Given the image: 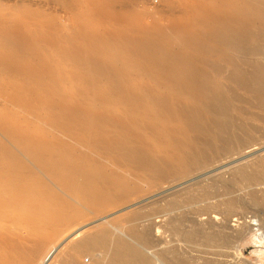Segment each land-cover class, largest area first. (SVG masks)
Instances as JSON below:
<instances>
[{
	"label": "bare ground",
	"instance_id": "bare-ground-1",
	"mask_svg": "<svg viewBox=\"0 0 264 264\" xmlns=\"http://www.w3.org/2000/svg\"><path fill=\"white\" fill-rule=\"evenodd\" d=\"M186 7L183 17L169 26L152 28L139 22L135 27L118 17L120 26L101 35L86 37L79 29L73 48L60 47L48 33L29 30L17 16L7 24L10 17L0 8V97L31 114L20 117L7 105L4 108L8 103L0 105V264H30L47 241L67 225L83 221L86 212L92 216L111 208L113 212L134 197L142 198L150 188L261 143L262 139L257 141L261 126L256 123L264 125V0H195ZM178 26L188 30L184 39L167 38ZM41 40L57 57L63 55L75 64L71 74L64 70L75 81L69 90L64 87V72L55 64L60 60L40 46ZM255 54L260 61L236 59ZM12 74L20 78L9 80ZM36 116L44 117L45 126L32 120ZM69 130L72 139H64L60 133ZM257 163L239 166L232 178L264 210V165ZM179 194L163 197L164 204L148 203L154 205L149 210H131L122 220L141 223L166 216L163 223H181ZM234 203L235 199L228 200L229 205ZM193 213L194 220L202 215L210 224L219 220L224 230L230 218L213 205ZM4 223L24 225L12 231ZM22 229L24 236L18 234ZM178 229H173L176 235ZM231 229L227 234L237 240L248 228ZM127 232L131 240L123 241L108 228H97L76 240L58 263L79 264L76 256L87 254L92 256L90 264H157L140 245L149 230L141 232L131 225ZM211 233L205 235L208 244L218 239ZM78 236V231L71 235ZM17 239L30 240L33 246L25 250Z\"/></svg>",
	"mask_w": 264,
	"mask_h": 264
},
{
	"label": "rangeland",
	"instance_id": "rangeland-1",
	"mask_svg": "<svg viewBox=\"0 0 264 264\" xmlns=\"http://www.w3.org/2000/svg\"><path fill=\"white\" fill-rule=\"evenodd\" d=\"M192 1H195V0H189V1L188 0H0V8H1L2 15H7L8 17H10V19L7 20L8 22L7 24L10 23L11 25L12 24L11 22L13 20L11 18H13V16H17L21 18L22 22L25 24L23 25L29 30L34 31L35 33L39 32L40 34H44V35L48 33L47 35L49 36L51 35L52 37H55V40L58 42V44L60 43L59 45L60 47L62 46V48L63 47L73 48V45H78L76 43H77V34L79 33L78 31L79 29L81 30L80 32L82 33V35L85 34L86 37L92 33H100L101 35L103 32L105 33L106 30L108 31L110 27L115 28L117 26H120L119 22L121 20L119 18H123V19L127 18L126 20H129L130 23L133 24L135 27L136 25L138 27L139 22H140L139 26H142L141 23L143 24L145 23L144 25L150 26L152 28H156L157 25L159 26L163 24H164L163 26L165 25L169 26L170 23L173 24V22L175 23L177 20H180L181 16L183 17L184 14L182 13L186 12L185 11L187 10L186 6H188ZM181 2H184L185 4ZM184 7H186L185 10L183 9ZM96 8H100L101 10L98 9V11H96ZM21 11H23V13ZM75 13L76 15H74ZM80 17L82 19H80ZM73 18H75V21ZM85 19H87L86 21L88 22H86ZM80 20H82L83 25ZM115 20H117L118 22ZM75 24L77 26H75ZM90 24L92 25L93 28L91 27ZM199 26H202V24L200 23ZM98 27L99 28L101 27L100 30ZM255 30L256 29L254 28V31ZM187 31H188L187 28H185L184 26H178L172 30V32L167 36V38L169 37V39L171 40L182 41L181 39H184L185 33ZM68 33L70 36L68 35ZM64 36H66L67 40L65 39ZM70 37H72V41H68L71 39ZM60 40L64 42L61 43ZM43 41L44 40H41L40 41L41 43L39 42L41 44L40 46L44 47L45 50L48 49L46 51H48L49 53L51 52L52 57L54 56L55 59L60 60L57 62L55 60L56 67L57 65L58 67L60 66L59 68L60 70L62 69L61 71L64 72L63 74L65 75V77L71 76V75H66L65 71L69 69V71L71 70L69 72L71 74L74 71V67L72 66H74L75 64L69 59L64 58L63 55L62 56L58 55L57 57L54 54L52 47H50V45L48 46V44L44 42L46 46L45 47L44 44L42 43ZM71 44L72 46H70ZM256 55L257 54H255L254 56L246 55L245 57L244 56L241 57L240 55H237L236 59L241 58L240 61H242V59L245 58L252 62L254 60H255L254 62H257V60L260 61L261 57H259V55L257 56ZM58 63H60V65ZM64 64H66V66ZM60 70L58 71L61 73ZM19 76L20 75L18 74L17 75L12 74L13 78L10 77L9 80L11 79L18 80L20 78ZM67 77H66L67 81L65 80V83L67 84H65L64 87L67 86L66 89L69 90L71 86L73 85L75 86V81L74 80L70 81V78L68 79ZM3 101H4V104L8 103V104H5L4 108L7 105L6 109L8 108V110H12L13 114L18 113L20 117L21 116L27 117L28 115H31L27 113L26 111H22L19 107H16L15 105L10 106L11 103L6 102L7 99L5 97L3 98L0 97V105L3 104ZM44 107H48V105L45 103ZM0 110H2L1 107H0ZM18 114L16 115L19 116ZM33 118L34 119L32 120L36 124L45 126L43 122L44 120L43 116L41 117L36 116ZM256 124L258 125V127L261 126L259 127L261 130L259 129L260 136L258 137L257 141L261 139L264 140L263 139L264 138V125L259 124V123H256ZM49 126L48 128L51 129L52 131L54 132L58 131V128L49 127ZM260 132L263 135L260 134ZM60 135L64 139H68V140L72 139L71 138L72 134L70 133V130L67 132H62L60 133ZM262 140L259 141L261 143H258V144L255 143L251 147L243 150V152L234 153L231 156L214 163L212 166L206 169L200 170L188 176H184L181 179L174 181L172 183L161 184L160 185L161 187L158 186L157 188L156 187L150 188V190H147V192L143 193V195L145 196H143L142 198L140 197L142 195L136 197V198H139L137 200L134 197L135 199L132 198L130 202L126 203V205L123 204V205L117 206L119 208L117 207L116 209L113 208L115 209L113 210V212H111L112 211V208H111L109 209V211L111 210L109 213H106L107 211L105 212V214L101 213L103 214L101 215L102 217L100 216V214H96V215L93 214L92 216L90 212H86L84 220L81 221L82 223L78 222V223L72 224L71 226L67 225L66 226L67 228H64V230L62 229L58 233V235H56L57 237L56 236L54 237L55 240L53 239V241L49 240V242L48 241L46 242L45 244L46 246H44V248L41 251L42 253L41 252L38 253L39 255L38 256L36 255L34 258L31 257L32 258L31 262H33V260L34 262L33 263L30 262V264H59L58 261L65 256V254L67 253V250L72 246V244L76 240H78L81 237L92 234L93 232L96 231L97 228H100L102 226L108 228L113 233V235H116L118 237L121 236L119 238H121L123 241L125 240L129 241L131 240V238L127 230H128V227H130L131 225H135L137 229L141 232H144L146 228L149 230V234H148L149 236L145 237L146 239L144 241H141L140 245L143 246V251H145L148 255L153 256L157 264L167 263V262H169L170 264H264V223H261V219L264 216V213H263L264 210H262L260 206H257L254 203H252L250 199L251 197L247 195V189L239 190L237 185L235 183L233 184V178H232V173L235 172V169H237L239 166H242V165L253 166L255 165V163L258 164L257 162H259L261 165H264V161H263L264 160V141ZM142 185L145 186V183H143ZM174 191L175 193H181L184 199L179 194L178 200H181V201L183 200L182 202H185L183 204L182 202L179 201L180 202L179 207L181 208L180 216H182L181 223H175V224L174 223L173 224L163 223L164 219H166L165 218L166 216L165 217H155L153 219L151 218L152 221L151 220L149 221L147 218L146 220L142 221L143 223L142 222L141 223H126L125 221L122 220L124 219L126 214L132 211L140 210L143 212V211L149 210L151 206H154V205H149L151 204V202L153 203L158 200V203L164 204L165 201H163V199L165 198V196H167L166 198H168L169 196H171L172 198V196L175 194ZM188 196L189 197L192 196L193 199L189 201ZM166 198L165 200H168ZM230 198L235 199V203H234L235 205L231 206L228 204V200ZM185 199L188 201H186ZM129 203H132V206ZM138 204H139V207H141V209L137 208L138 206L136 205ZM206 205H213L225 213L228 212L229 214L228 213L227 214L229 215L230 218H229V221L226 227L228 229L232 228L234 230L236 229L239 230L240 227L241 229L244 227L248 228L245 231L246 234L244 233V235L241 238H236L237 240H234L232 239L233 238L232 236L231 238L229 234H227L228 232V231L226 232V230H228L227 228L226 230H224L225 228H222V227L220 228L218 226V223H220L219 220L218 222L214 220L216 221L215 223L214 222H212L211 224L209 222L207 223L206 215H202L196 218L197 220H194L193 217L195 218L196 216L192 215L194 214L193 211H195L199 207H203ZM126 209L127 210L129 209V211L125 212ZM95 216L96 217L98 216V217L95 218ZM114 217L116 219L113 221ZM92 218H94L95 221ZM183 218L186 220L184 221ZM119 219L121 220L119 221ZM190 220H192L194 223ZM106 221L107 222L109 221V222L105 223ZM115 221H118L120 223H116ZM150 222H155V223H150ZM177 224H179V227ZM216 224H217V227L215 226ZM4 225L5 227L8 226L7 228H11L12 231H15L16 227H18L19 225L22 226L24 225V223H21V224L4 223ZM173 225H175V227ZM176 226H177V229L179 228L178 229L179 231L177 230V235H176V232L173 230L174 228L176 229ZM195 226L197 230L195 229ZM164 229L166 230V232ZM22 230H21V233L18 232V234L22 236L26 235V231L24 230L22 232ZM77 231L79 232L80 237L79 236L76 238L71 237V235ZM171 231H174V233ZM184 231L187 232L188 237L191 236L189 237L191 238V240H189L187 236L185 238L186 233ZM193 231L194 233H197V234L199 233L200 235L198 236L196 234L193 235ZM215 231L216 232L219 231V232L216 233ZM181 232L184 237L181 236L180 234ZM60 233L62 234L60 235ZM208 233H211V234L214 233L215 237L219 239V242H218V239H214L212 241L213 243H216L214 244L215 247L213 243L211 242V240L209 244H208L209 242L208 239L206 241L205 235ZM218 233L220 234L222 233L221 235L223 236L220 235L218 237L219 235ZM254 234L257 235V237L259 236L258 234H261L259 236L260 240H254V236H255ZM13 238H17V236ZM220 239L222 241H220ZM215 240H217V242ZM226 240H228L227 244H226ZM23 241L21 240L18 241V242H21V244L25 245V246L22 245L23 248L27 247L28 249H30L33 246V243L30 242V240H28V243H26L27 242L26 240H25L26 242H23ZM205 243L207 246L205 245ZM217 243H220V244H217ZM195 244L198 245V247ZM217 245L221 247L219 248ZM205 247L209 248L210 250L206 249ZM27 248L25 250H28ZM216 248L218 250L219 249L221 250H219V252L216 253L217 251ZM212 251H214V253H211ZM61 254L62 255L64 254V255L62 256ZM90 256L91 255L87 256V254H81V255H77L76 259H77V262L79 261V264H85V261L87 263L89 262L90 264L92 260V256L91 257ZM88 257H90L89 261H88ZM15 262L16 264L17 263L19 264L20 261L19 262L15 261ZM15 262H13L12 264H15Z\"/></svg>",
	"mask_w": 264,
	"mask_h": 264
}]
</instances>
